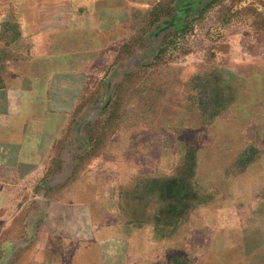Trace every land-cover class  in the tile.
I'll use <instances>...</instances> for the list:
<instances>
[{"label":"rangeland","instance_id":"obj_1","mask_svg":"<svg viewBox=\"0 0 264 264\" xmlns=\"http://www.w3.org/2000/svg\"><path fill=\"white\" fill-rule=\"evenodd\" d=\"M154 4L82 94L38 195L0 214V264L20 261L50 200L87 206L78 236L100 239L103 260L132 228L134 264H181L172 255L207 203L230 184L263 189L264 0Z\"/></svg>","mask_w":264,"mask_h":264},{"label":"crops","instance_id":"obj_2","mask_svg":"<svg viewBox=\"0 0 264 264\" xmlns=\"http://www.w3.org/2000/svg\"><path fill=\"white\" fill-rule=\"evenodd\" d=\"M148 3L0 0V214L11 212L7 220L21 211L23 197L38 195L35 188L58 134L87 86L112 63L134 14L158 6L149 9ZM255 184L227 185L220 207L207 203L191 220L190 234L179 241L174 259L264 264V187ZM82 212L90 213L85 204L47 202L36 237L17 264H134L132 228L124 232L125 248L103 260L93 246L100 239L87 236L83 227L85 236H78L82 222L75 214ZM248 228L257 230L256 241L247 236Z\"/></svg>","mask_w":264,"mask_h":264}]
</instances>
